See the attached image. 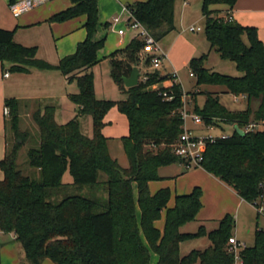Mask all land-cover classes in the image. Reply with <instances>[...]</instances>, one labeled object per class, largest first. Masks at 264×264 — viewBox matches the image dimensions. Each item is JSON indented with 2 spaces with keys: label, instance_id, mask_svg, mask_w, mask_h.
<instances>
[{
  "label": "trees",
  "instance_id": "trees-1",
  "mask_svg": "<svg viewBox=\"0 0 264 264\" xmlns=\"http://www.w3.org/2000/svg\"><path fill=\"white\" fill-rule=\"evenodd\" d=\"M71 5L52 14L49 21H65L83 15L84 38L74 52L56 64L37 57L36 45L14 40L15 29L0 27V63L10 62V70L27 73L32 69H57L68 82L76 81L78 90L68 93L77 105L75 116L64 123L55 118L56 105H39L32 113L38 129L39 144L28 149V162L39 171L38 177L22 172L17 164L14 142L0 159V230L12 232L29 264L50 259L54 264H233L228 239L234 232L232 214L222 216L213 229L199 225L195 232L181 227L195 220L200 210L202 190L194 186L188 193L176 194L173 205L169 187L151 192L149 182L162 180L159 168L185 162L173 152L183 131L180 109L185 93L179 82L165 83L172 73L148 72L146 80L127 87L134 66H149L150 56L143 41L133 36L123 47L108 54L110 75L125 95L118 100L95 95L91 67L100 61L99 50L105 36L97 37L99 0H70ZM237 0H202L204 33L222 58L235 62L241 75L224 74L204 65L207 53L189 60L190 72L198 85H222L235 96L244 95L247 106L232 111L214 91H202L205 100L193 111L207 125L217 120L236 124L241 129L251 121L264 122V43L257 28L243 25L229 16H220L213 4L231 8ZM9 0V4L14 3ZM175 0H144L127 3L130 19L139 21L155 38L162 39L175 28ZM109 22H104L107 28ZM155 85V87H153ZM224 90V91H225ZM167 91L170 100L162 96ZM194 93V92H192ZM196 93V92H195ZM251 101H257L256 107ZM11 131L28 137L19 129V99H4ZM116 107L127 119V134L120 136L128 165L122 167L108 149L103 133L105 115ZM90 115L92 134L81 130L80 117ZM199 166L230 186L245 201L254 202L264 195V127L239 134L215 136L206 141ZM197 167V166H196ZM185 168H190L185 166ZM66 169L71 182H63ZM106 177L99 179V172ZM163 217L162 228L156 221ZM206 236L210 243L203 249L179 254L180 242ZM243 264H264V229L256 228L252 245L241 251Z\"/></svg>",
  "mask_w": 264,
  "mask_h": 264
},
{
  "label": "rangeland",
  "instance_id": "rangeland-1",
  "mask_svg": "<svg viewBox=\"0 0 264 264\" xmlns=\"http://www.w3.org/2000/svg\"><path fill=\"white\" fill-rule=\"evenodd\" d=\"M63 1L70 0H45L37 3L32 8L22 12L19 16H14L11 9L9 0H0V26L6 28L18 30L17 38L24 40L27 44L25 45H37V57L45 59L46 61L56 64L59 60V54L62 51V43L66 38L62 37V40L56 44L57 37L55 31L51 30L50 23L53 24H65L69 23L70 20L65 21H49L46 18L44 21L33 23L28 27V30H22L18 24L19 21L28 15L40 14L47 7H53L56 3H63ZM125 0H99L98 1V17H99V26L98 33H104L105 42L103 47L99 52L100 61L95 64L92 68L93 77H94V90L95 95L99 99H112L118 100L124 98V94L118 89V86L113 81L110 75V63L108 54L117 48L114 43L118 42V36L115 32L117 25L111 24L107 28L103 27L104 18L114 16L124 17L126 16V11L124 10ZM201 1L202 0H176L174 5V25L175 28L168 32L162 39L159 40L160 46L166 50L170 46H175V60L180 61V66L176 68L179 81L182 88L185 91H193L194 83L196 78L194 75H190V66L189 60L192 58L189 57L185 61V57L189 54L191 45L196 46V50L191 56H200L204 51L207 50V39L204 33V17L201 12ZM84 18V16H78L74 19L78 20ZM73 19V18H72ZM82 25V22H81ZM190 26H199L200 30L191 31ZM124 27V25H123ZM23 28V27H22ZM26 29V28H25ZM79 31L76 30L75 34ZM131 30H126V33L123 35L128 38L131 36ZM15 34V33H14ZM178 34L180 36L179 40L175 43L174 37ZM15 40V39H14ZM207 52V51H206ZM205 52V53H206ZM62 54V53H61ZM204 65L211 68L212 70L232 75L238 76L241 75V72L237 69L235 62L229 59L222 58L220 54L214 49L211 50L207 57L205 58ZM33 70V69H32ZM50 70L46 69L40 70L36 69L33 72L23 73L10 70V62L0 63V158L5 154L6 150L14 142L19 144L17 149V164L18 168L22 170L25 174H28L32 177H38L39 171L35 167L31 166L28 162V149L31 146H38L39 137L38 129L32 119L31 111H27L25 105L31 104V99H38V102L52 103L56 105L55 118L57 122L64 123L67 120L75 116L77 112V105L70 100L68 93L75 92L78 90L76 81L71 82L66 81L61 84H53L52 82H47L43 75H48L53 73ZM57 72L58 70L55 69ZM8 72L9 75L5 76L4 73ZM60 73V72H58ZM61 74V73H60ZM208 88L213 89L216 87L219 89H226L224 86H214V85H205ZM203 87V86H202ZM221 94L220 102L224 104L228 109L232 111L241 110L246 108L247 103L244 98H236V96L226 90ZM198 96V106L203 104V95L199 94ZM8 97H14L20 100V120H19V129L23 132L28 133L26 140H22L21 136L15 135L10 128L8 122V115L4 114V99ZM29 99V100H28ZM187 107V106H186ZM188 108V107H187ZM189 109V108H188ZM190 110V109H189ZM194 112L193 109L190 110ZM28 112V113H27ZM124 114L121 113L116 107H112L105 115L106 119V131L109 135L108 138V149L112 157L116 158L118 163L122 167L128 165V160L126 153L123 148L122 141L120 139V132L125 130V119ZM81 130L86 135L92 134V119L90 115H83L80 118ZM186 126H192L193 132L199 136H221L227 135L233 132V128L230 124L223 121L217 120L215 125H207L202 120L201 123H193L190 118L186 121ZM181 169L180 162L176 161L168 165H164L160 169V173L169 174L170 177H165V184H169L172 189V195L170 201L174 199V189L181 187L186 188L188 184L193 181H199L201 185L202 195H203V204L204 209L203 213L205 216H219L223 215L225 208H230L231 204L227 195L215 189V186L209 181L207 177V171L204 168L195 167L191 168L189 172L184 175L174 176L176 172ZM3 176V172L0 169V179ZM106 177L104 172H99V179ZM63 182H71L72 176L69 172V169H66L62 175ZM239 211H232L231 214L235 220L234 232L238 231L239 238L242 241H245L246 244H253L254 233L257 226H264V215L258 214L256 209H253L249 204L245 203L244 206L238 208ZM224 210V211H222ZM159 225L162 224V219L157 221ZM205 225L202 224L200 220H192L187 222L181 227L183 232H195L197 231L199 225H204L207 229H211L214 226L216 227L218 221L207 220L203 221ZM210 243L209 239L204 236H196L191 239L180 242L179 245V254L185 255L192 249H203L208 246ZM21 252L22 247L20 248ZM22 259V257H21ZM24 260V258H23ZM49 264H54L50 259L47 258ZM157 255L154 252L150 253V262L151 264H156ZM23 264H29L26 260L23 261Z\"/></svg>",
  "mask_w": 264,
  "mask_h": 264
},
{
  "label": "crops",
  "instance_id": "crops-1",
  "mask_svg": "<svg viewBox=\"0 0 264 264\" xmlns=\"http://www.w3.org/2000/svg\"><path fill=\"white\" fill-rule=\"evenodd\" d=\"M14 1L16 2L19 0H14ZM134 1H144V0H125L122 3H124V5H126L127 3H131ZM183 1H186V0H183ZM70 5H71V1H63V3L61 2V3L54 4L53 7H47L40 14H36L33 16L28 15L26 17H23L18 23L21 27V31L22 30L23 31L28 30L27 28L30 27L31 24L44 21L46 18H48L52 14L68 7ZM174 5H175V3H174ZM211 8L218 10L220 16L226 15V16H229L233 20H235V21H237L243 25L255 26L257 28V33H258L259 38L264 43V0H237L231 8H229L226 4H213V5H211ZM69 20H70L69 23H65L63 25L50 23L51 30L53 31V29H54V31H55L54 33L57 37V40H56L57 45H58V42L60 40H62V37L66 38L65 41L61 45L63 47L62 51H65V52H61L62 54L61 53L59 54V51H58V58L66 55V54L74 52V50L76 49L77 43L79 41H81L85 36V29L81 25V22L83 23L84 18H81L78 20L73 18V19H69ZM110 20H111L110 17H106V18H104L103 22H106V21L109 22V26H110ZM0 27L6 28L4 26H0ZM121 27H123V24L119 23L116 27V30L118 28H121ZM7 29H10V28H7ZM77 29L79 32L77 34H75ZM116 30H115V32L118 34V32ZM17 34H18V30H16L15 34H14L15 41L19 42L21 44H24V45L27 44L24 40L17 38ZM103 34H104L103 32L98 33V31H97V37L98 38L102 37ZM133 35H134L133 31L131 32V36L128 38L119 34V36L117 37L118 42L114 43V45L117 46V48L123 47L133 37ZM177 36H178V34H176V36L174 37V40H173V41H175V43L180 38V36L179 37H177ZM158 43H159V41H158ZM159 46H160V44H159ZM174 48H175V46L173 45V46H170V48L168 50H166L160 46L161 53L164 55V57H163L161 66L157 70L161 74H167V73L169 74L172 72L177 73L176 68H178L180 66V61L178 62L175 60ZM100 50H99V52H100ZM189 50H190V52L185 57V61H187V59H189V57L190 58L193 57L191 55L196 50V46L191 45V48ZM211 50H213V48H210V45L208 43L207 50H206L207 52L204 51L202 53L206 52L208 54ZM99 52H98V55H99ZM144 67L145 66L142 63L140 66H138V69L142 70ZM92 68H93V66L91 67V70H92ZM207 68H209V67H207ZM33 70H36V69H33ZM33 70L28 72V74L33 72ZM50 71H52L53 73H49L48 75H45V76L43 75V78L47 82H52L53 84L57 83V84L62 85L63 83H65L67 81L65 76L58 73L59 71L57 72L55 69L50 70ZM177 81L180 83L179 78H178V74H177ZM169 82H170V80H167L165 83L167 84ZM193 85H194V88H193L192 92H194V93H192L191 90L185 91L182 88L183 91L185 92L184 100H185L186 106L190 110H192L195 105H198L197 102H198V96H200L199 94L203 95V102H204L205 94L202 93V91L203 92L204 91H214L218 94L219 99H221L220 92H222V93L224 92V89H219L216 87H212L213 89H211V88L206 87L204 84L197 86L194 83ZM214 86H218V85H214ZM236 98H244L246 100L245 96H242V95H238V96H236ZM246 103H247V101H246ZM45 104H47V103L42 102V101L38 102V99H31V104L25 105V106L27 108L26 109L27 111H31V113H33V111L35 110V108L37 106H39V105L43 106ZM257 104H258L257 101H251L252 107H256ZM56 109H57V107H56ZM242 109H244V108H242ZM55 113H56V110H55ZM124 119H125V123H124L125 130H122L120 132L121 133L120 136L127 134V131H128V123H127V119L125 116H124ZM105 121H106V119H105ZM191 121L193 123H196L193 120H191ZM196 124H198V123H196ZM187 128L193 132L192 126H187ZM232 128H233V126H232ZM103 133L109 137L105 127L103 128ZM193 134L199 136L198 134H196L194 132H193ZM180 164H181V169H179L174 176H179L181 174L186 175L189 172V170H191V168H192V167L185 168V164L183 162H180ZM197 167L201 168V166H197ZM193 168H195V167H193ZM160 169H161V167L159 168V174L161 176L170 177L169 174L160 173ZM207 175L209 176L207 178L215 186V189L224 192L227 195L229 202L231 204L230 208H225L226 209L225 211L222 210V211H224V214L222 216H224L226 213L231 214L232 211H236V213H237L239 211L238 208H241L242 206H244L245 203L249 204L253 209H255L254 206L250 202L242 199L235 192V190L233 188H231L230 186H228L227 184H225L224 182H222L220 179L213 176L209 172L207 173ZM188 185L189 186H186V188L181 187L180 190H178V188H175L173 196H175L176 194L188 193L192 190V188L194 186H199L201 188L199 181H193V182L189 183ZM165 186L169 187V189L171 191V195H172V189H171L170 185L165 184L164 180H153V181L149 182V188H150L151 192H155L158 188L165 187ZM173 202H174V199L172 201H170V199H169L168 205L169 206L173 205ZM203 202H204L203 195H201L202 206H201L200 210L198 211L195 220H200L202 222V224H204V225H205V222H203V221H207V220L218 221L222 217L221 215L216 216V217L215 216H205V214L203 213V209H204ZM161 219H162L161 225H159L158 222L156 221V225L160 228H162V226H163V217ZM213 228H215V226ZM213 228H211V229H213ZM256 228L264 229V226H257ZM206 230H210V229L206 228ZM233 234L238 239H240L238 231L233 232ZM247 245H250V244H247ZM20 248H21V246L17 241L14 240V234L12 232H3L2 230H0V264H23V261L25 260L24 252L23 251L21 252ZM21 257H22V259H21ZM23 258H24V260H23ZM46 260L47 259H44L41 264H49L48 261H46Z\"/></svg>",
  "mask_w": 264,
  "mask_h": 264
},
{
  "label": "built area",
  "instance_id": "built-area-1",
  "mask_svg": "<svg viewBox=\"0 0 264 264\" xmlns=\"http://www.w3.org/2000/svg\"><path fill=\"white\" fill-rule=\"evenodd\" d=\"M42 1L45 0H19L10 4V9L14 16H19L22 12L32 8L34 5ZM123 8L126 11V16L112 17L110 20V25L111 24L117 25L119 23H122L124 27L118 28L116 30L118 34L124 35L126 30L130 29L134 33L133 36H137L140 39H142L143 51L145 54L150 56V64L149 66H145L142 70H139L140 71L139 80H146L148 78L147 75L148 72L157 70L161 66L164 55L161 53L158 41L155 40V38L150 34V32L139 21L129 18L131 13L125 5L123 6ZM189 29L191 31H195V30H200V27L190 26ZM4 75L7 76L9 75V73L5 72ZM190 75H193V73L190 72ZM170 82L171 83L178 82L176 72H172V79H170ZM153 87H155V85H153ZM162 96L167 100L173 98V95L167 91H163ZM184 96L185 93L182 96L183 105L180 109V113L183 119V131L181 132V134L179 135L177 141L173 146V152L185 162V166L196 167L199 166V163L202 159V154L206 146V141L207 140L213 141L215 136L213 135L197 136L187 128L186 121L188 118H190L196 123L202 122V118L195 112H191L186 107ZM8 113H9L8 107H4V114L8 115ZM262 127H264L263 121L260 122L251 121L246 125H244L242 130L244 132H247V131L260 129ZM251 204L254 206L258 214L264 215V195H262L259 199L255 200L254 202H251ZM245 247H247L246 242L238 239L234 234L229 237L228 251L233 254L234 257L233 264H243L241 251Z\"/></svg>",
  "mask_w": 264,
  "mask_h": 264
},
{
  "label": "water",
  "instance_id": "water-1",
  "mask_svg": "<svg viewBox=\"0 0 264 264\" xmlns=\"http://www.w3.org/2000/svg\"><path fill=\"white\" fill-rule=\"evenodd\" d=\"M139 76H140V71L137 66H134L131 71V74L128 77H123L125 86L130 87L136 85L139 81ZM231 125L233 126V129L236 130L237 133L243 134L244 131L240 127H238V125L236 124H231Z\"/></svg>",
  "mask_w": 264,
  "mask_h": 264
}]
</instances>
